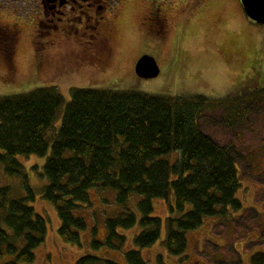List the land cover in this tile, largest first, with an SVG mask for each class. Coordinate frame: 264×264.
<instances>
[{
	"label": "trees",
	"instance_id": "obj_1",
	"mask_svg": "<svg viewBox=\"0 0 264 264\" xmlns=\"http://www.w3.org/2000/svg\"><path fill=\"white\" fill-rule=\"evenodd\" d=\"M263 109L264 86L214 99L114 87L74 88L68 101L54 87L1 95L0 166L5 175L20 178L26 195L15 198L9 187H0V260L9 255L14 259L6 264L32 263L47 235L45 218L29 206L36 197L18 157L46 158L41 198L56 209L58 235L66 244H80L79 232L87 225L74 211L90 205L91 190L115 191L123 208L132 196L141 197L140 219L126 209L108 218L107 237L104 242L93 239L94 249H118L124 241L118 231L137 222L142 231L134 237L135 247H152L163 233L160 243L171 256L185 253L186 234L205 218H216L220 225L245 219L250 229L260 215L254 208L243 209L236 195L242 164L252 168V150L219 143L202 129V120L219 111V123L240 136L251 132L248 128ZM260 135L257 149L264 157V124ZM154 199L166 204L164 219L153 216ZM256 243L264 244V231ZM124 258L127 264H146L139 251ZM101 261L116 264L93 256L76 264ZM250 261L264 264V253H254ZM230 263L240 264V258Z\"/></svg>",
	"mask_w": 264,
	"mask_h": 264
},
{
	"label": "rangeland",
	"instance_id": "obj_2",
	"mask_svg": "<svg viewBox=\"0 0 264 264\" xmlns=\"http://www.w3.org/2000/svg\"><path fill=\"white\" fill-rule=\"evenodd\" d=\"M143 3L144 0H119L117 11L110 16L113 42L109 58L102 57L99 64L80 57V49L72 44L74 41L62 40L53 46L38 42L37 47H32L31 39L37 40L33 31L36 21L22 22L14 61L4 63L0 52V96L54 87L68 101L74 88L114 87L149 94H195L214 99L245 88L264 86V29L246 19L240 0H165L163 8L168 25L161 38L146 34L139 27ZM112 5L115 7L116 2ZM8 13H0L1 23L11 21ZM75 51H78L77 57ZM144 55L156 61L159 74L154 78L136 75L135 65ZM218 113L203 118L205 133L221 144L233 143L244 151L246 147L252 150L249 156L252 168L249 170L247 163L242 164L241 187L236 195L243 209L254 208L260 215L250 229H246L249 220L245 219L220 225L216 218H205L198 229L186 234L185 253L171 256L160 243L163 233L152 247L136 248L134 237L142 231L137 222L132 229L118 231L124 238L118 249L105 246L94 249L93 239L104 242L107 237L105 222L108 218L117 217L126 209L136 215L137 221L140 219L137 203L141 197L132 196L123 208L116 202L115 191L91 190L90 205H81L74 211L87 225L79 232L80 244H66L58 235L60 221L56 209L41 198L47 183L42 177L46 158L18 157L28 175L27 184L36 197L29 206L47 222V235L34 250V261L21 264H76L86 256L127 264L124 255L131 250L139 251L146 264H231L235 258H240V264H251L250 257L254 253H264V244L256 243L259 233L264 231V157L257 149L264 109L248 128L251 132L240 136H236L234 128L219 123L221 115ZM0 187H9L15 198L26 195L20 178L5 175L2 166ZM152 205L153 216L164 219L169 215L164 201L154 199ZM232 248L238 254H234ZM13 259L4 255L0 264Z\"/></svg>",
	"mask_w": 264,
	"mask_h": 264
},
{
	"label": "flooded vegetation",
	"instance_id": "obj_3",
	"mask_svg": "<svg viewBox=\"0 0 264 264\" xmlns=\"http://www.w3.org/2000/svg\"><path fill=\"white\" fill-rule=\"evenodd\" d=\"M113 2H116L115 7ZM118 2L119 0H0V13L9 12L12 17L7 24L0 22L1 59L4 63L14 61L15 48L21 40L22 22L36 21L33 31L37 40L31 39L32 47L38 42L53 46L62 40L74 41L72 44L80 49V57L99 64L102 57L109 58L113 42L110 16L117 11ZM164 3L165 0H144V10L139 22L144 33L159 38L165 35L168 21ZM246 19L264 29V25L247 17ZM40 39H46L47 42H41ZM76 52L78 51L74 52V56Z\"/></svg>",
	"mask_w": 264,
	"mask_h": 264
},
{
	"label": "water",
	"instance_id": "obj_4",
	"mask_svg": "<svg viewBox=\"0 0 264 264\" xmlns=\"http://www.w3.org/2000/svg\"><path fill=\"white\" fill-rule=\"evenodd\" d=\"M246 15L253 21L264 25V0H240ZM136 75L141 78H154L159 68L153 57L144 55L135 65Z\"/></svg>",
	"mask_w": 264,
	"mask_h": 264
}]
</instances>
